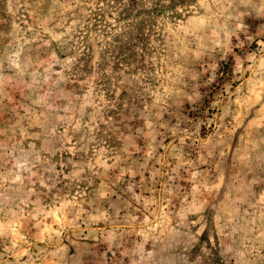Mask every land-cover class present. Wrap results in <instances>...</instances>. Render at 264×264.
<instances>
[{
	"label": "rangeland",
	"instance_id": "1",
	"mask_svg": "<svg viewBox=\"0 0 264 264\" xmlns=\"http://www.w3.org/2000/svg\"><path fill=\"white\" fill-rule=\"evenodd\" d=\"M0 264H264V0H0Z\"/></svg>",
	"mask_w": 264,
	"mask_h": 264
}]
</instances>
